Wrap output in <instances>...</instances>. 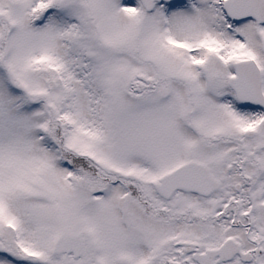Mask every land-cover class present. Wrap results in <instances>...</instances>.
I'll return each mask as SVG.
<instances>
[{
  "label": "snow or ice",
  "instance_id": "1",
  "mask_svg": "<svg viewBox=\"0 0 264 264\" xmlns=\"http://www.w3.org/2000/svg\"><path fill=\"white\" fill-rule=\"evenodd\" d=\"M0 264H264V0H0Z\"/></svg>",
  "mask_w": 264,
  "mask_h": 264
}]
</instances>
